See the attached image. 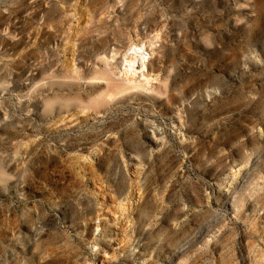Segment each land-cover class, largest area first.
<instances>
[{
  "label": "rangeland",
  "instance_id": "374dc122",
  "mask_svg": "<svg viewBox=\"0 0 264 264\" xmlns=\"http://www.w3.org/2000/svg\"><path fill=\"white\" fill-rule=\"evenodd\" d=\"M0 264H264V0H0Z\"/></svg>",
  "mask_w": 264,
  "mask_h": 264
},
{
  "label": "bare ground",
  "instance_id": "6f19581e",
  "mask_svg": "<svg viewBox=\"0 0 264 264\" xmlns=\"http://www.w3.org/2000/svg\"><path fill=\"white\" fill-rule=\"evenodd\" d=\"M46 15H50V14H46ZM34 16L37 17V14H34ZM142 51L143 50L141 48L128 47L126 49V51L124 52L122 63H124V66L126 68H128V71L130 72V74H133V72H135L134 66L136 64L137 65L139 64V69L141 71L146 68L145 64H146V61L148 59V54H146ZM103 61L107 64V59H105ZM135 69H136V66H135ZM43 71H44V69H43ZM104 74L107 75L106 72H104ZM142 77H143V82H139L140 85H138V86L142 87L143 89H145V87H147V86H150V90L154 89L155 86H153L151 84L152 80L144 77V75H142ZM146 89L148 90L149 87Z\"/></svg>",
  "mask_w": 264,
  "mask_h": 264
}]
</instances>
